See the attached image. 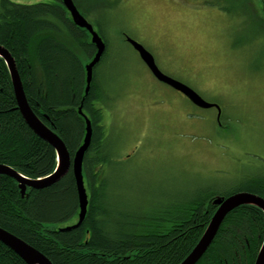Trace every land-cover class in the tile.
<instances>
[{
	"label": "trees",
	"instance_id": "1",
	"mask_svg": "<svg viewBox=\"0 0 264 264\" xmlns=\"http://www.w3.org/2000/svg\"><path fill=\"white\" fill-rule=\"evenodd\" d=\"M74 1L86 16L82 4ZM251 19L263 31L261 23L252 15ZM106 44L86 94L85 64L96 48L88 31L73 23L62 1L20 4L0 0V45L16 60L33 111L59 134L71 158L86 133L80 107L93 127L84 158L89 206L81 226L60 229L79 219V197L71 168L58 182L41 189L27 187L24 195L14 178L0 175V227L41 251L53 264H180L208 227L218 208L214 201L219 192L176 196L154 207L148 203L144 210L129 205L126 211L128 207L115 200L118 195L111 192L108 176L115 153L103 125L110 97L105 86L100 87L97 74L108 61ZM0 164L32 179L47 177L57 167L55 148L31 129L18 108L2 57ZM240 191L264 198V179L224 196ZM263 243L264 211L255 205L240 206L227 215L197 264H255ZM0 264L27 263L0 241Z\"/></svg>",
	"mask_w": 264,
	"mask_h": 264
},
{
	"label": "rangeland",
	"instance_id": "2",
	"mask_svg": "<svg viewBox=\"0 0 264 264\" xmlns=\"http://www.w3.org/2000/svg\"><path fill=\"white\" fill-rule=\"evenodd\" d=\"M77 1L108 42L97 74L110 97V189L126 211L195 192L221 197L264 179V0ZM127 36L166 75L218 104L220 121L216 108L158 81Z\"/></svg>",
	"mask_w": 264,
	"mask_h": 264
},
{
	"label": "water",
	"instance_id": "3",
	"mask_svg": "<svg viewBox=\"0 0 264 264\" xmlns=\"http://www.w3.org/2000/svg\"><path fill=\"white\" fill-rule=\"evenodd\" d=\"M61 1L65 8L69 11L73 23L79 28L88 31L91 36V43L96 48V51L90 61L85 64L87 83L86 94H88L94 78V69L100 63L103 55L106 52L107 46L104 38L98 31L95 30L94 25L90 23V21L81 13L74 0ZM126 40L137 51L141 60L145 63V65L149 68L151 73L158 81L182 93L191 103L200 108H216L218 112L217 120L218 122L220 121L222 109L218 104L206 101L190 86L162 72L156 63L154 56L141 43L128 36L126 37ZM0 57L4 58L6 61L11 75L15 96L18 102V108L20 109L25 121L38 136L49 142L55 148L58 156L56 172L43 179H29L18 171L14 170L12 167L5 164H0V174H6L14 178L20 184V188L24 193L27 186L41 189L58 182L72 168L79 197V219L75 225L61 228V230L66 231L73 228L75 229L81 226L85 220L89 206V195L85 185L84 176V158L92 142V122L88 116L83 114L82 108L80 107L79 112L84 116L86 122V133L83 144L75 153L74 158H71V155L63 139L57 134V132H55L52 127L48 126L29 105L23 82L17 68L16 60L9 50L2 45H0ZM214 202L217 204L218 208L213 215L208 227L190 254L180 264H197L199 262V260L207 252L215 240V237L217 236V233L219 232V229L225 218L233 210L244 205H255L264 211V198L260 195L247 191H240L229 196L217 197ZM0 241L15 251L27 264H53L50 259L42 252L2 227H0ZM255 264H264V245L260 254L257 256Z\"/></svg>",
	"mask_w": 264,
	"mask_h": 264
},
{
	"label": "bare ground",
	"instance_id": "4",
	"mask_svg": "<svg viewBox=\"0 0 264 264\" xmlns=\"http://www.w3.org/2000/svg\"><path fill=\"white\" fill-rule=\"evenodd\" d=\"M105 43H106V42H105ZM106 46H107V45H106ZM86 84H87V83H86ZM91 85H92V83H91ZM86 87H87V86H86ZM90 89H91V87H90ZM89 91H90V90H89ZM88 93H89V92H88ZM80 114H81V113H80ZM83 114H84V113H83ZM85 115H86V114H85ZM82 116H83V115H82ZM86 116H87V115H86ZM83 117H84V116H83ZM58 135H59V134H58ZM55 151H56V150H55ZM86 153H87V152H86ZM56 154H57V153H56ZM57 160H58V156H57ZM13 169H14V168H13ZM14 170H15V169H14ZM54 172H56V169L54 170ZM54 172H53V173H54ZM53 173H52V174H53ZM52 174H50L49 176H51ZM0 175H6V174H0ZM49 176H47V177H49ZM27 178H29V177H27ZM44 178H46V177H44ZM29 179H32V178H29ZM39 179H43V178H39ZM27 187H29V186H27ZM31 188H32V187H31ZM26 189H27V188H26ZM34 189H36V188H34ZM22 192H23V191H22ZM25 192H26V190H25ZM25 192L23 193V195L25 194ZM73 225H75V224H73ZM73 225H69V226H73ZM69 226H66V227H69ZM63 228H65V227H63ZM60 229H61V228H60ZM73 229H74V228H73ZM71 230H72V229H71ZM66 231H69V230H66ZM263 245H264V243H263ZM263 245H262V247H263ZM210 247H211V246H210ZM262 247H261V249H260V251H259V254H260V252H261V250H262ZM207 251H208V250H207ZM40 252H41V251H40ZM259 254H258V255H259ZM44 255H45V254H44ZM204 255H205V254H204ZM204 255H203V256H204ZM203 256H202V257H203ZM200 260H201V259H200ZM200 260H199V261H200Z\"/></svg>",
	"mask_w": 264,
	"mask_h": 264
}]
</instances>
